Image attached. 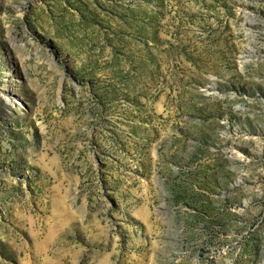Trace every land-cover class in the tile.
Returning <instances> with one entry per match:
<instances>
[{
    "label": "rangeland",
    "instance_id": "1",
    "mask_svg": "<svg viewBox=\"0 0 264 264\" xmlns=\"http://www.w3.org/2000/svg\"><path fill=\"white\" fill-rule=\"evenodd\" d=\"M0 264H264V0H0Z\"/></svg>",
    "mask_w": 264,
    "mask_h": 264
}]
</instances>
